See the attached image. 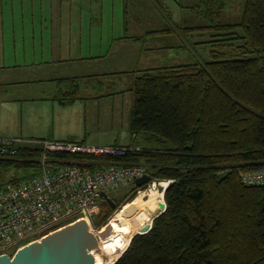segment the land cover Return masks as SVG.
Here are the masks:
<instances>
[{"label":"trees","instance_id":"trees-1","mask_svg":"<svg viewBox=\"0 0 264 264\" xmlns=\"http://www.w3.org/2000/svg\"><path fill=\"white\" fill-rule=\"evenodd\" d=\"M205 3L211 24L199 29L215 30L220 38L207 43L216 46L202 49L193 63L137 72L128 147L141 152L96 158L143 163L151 182H168L164 211L149 231L127 240L113 264H264V184L246 186L240 178L264 170V0H245L237 24L217 22L223 0ZM71 84L61 104L79 99ZM142 135L150 150L134 143ZM19 160L0 161V172L35 168L36 162ZM112 201L114 209L101 203L92 227L105 224L123 199Z\"/></svg>","mask_w":264,"mask_h":264},{"label":"rangeland","instance_id":"rangeland-1","mask_svg":"<svg viewBox=\"0 0 264 264\" xmlns=\"http://www.w3.org/2000/svg\"><path fill=\"white\" fill-rule=\"evenodd\" d=\"M204 1L206 2V0H76L74 6L65 2V13L70 12L68 24L71 26L72 23L71 30L76 33L74 38L77 37L78 42L82 44V50H74L71 52L72 55L87 57L89 55L98 56L99 53H109L105 61L95 65L96 73H106L98 78L106 89L104 92L98 90L94 93L90 92V99L87 100V106L90 109L87 115V123H81L80 128L77 129L78 131L82 130V134L79 135L80 141L92 146L127 143L130 138L129 120L132 108V93L129 88L133 75H136L132 72L193 63L198 59L196 55H199V49H203L208 53L212 44L216 46V43H207L220 38L215 36L216 31L213 29H199L211 24L203 17V10L208 6ZM244 1L223 0L225 8L221 13L220 20L217 22L225 24L239 23ZM9 5L8 3H1L0 10L8 12ZM12 5L14 10L18 9L16 3ZM213 10L217 11L216 8ZM5 15L7 16V13ZM5 21L7 24V17H5ZM183 28H198L199 31L185 34ZM154 30H160V39L163 41L159 46L162 49L156 52H147L144 60L140 59L133 62L132 60L139 52L138 48L142 45L152 48L151 34L158 33ZM125 34L143 37V42L139 45L129 43L127 54H125L126 52H120L115 57V53L111 54L112 51L109 52L110 44L124 38ZM194 42H206V44L192 46ZM155 43L158 45L157 42ZM89 44L92 46L91 51L88 49ZM114 46L115 44H113ZM201 52L204 54V51ZM5 53L9 52L6 51ZM124 54L125 56H123ZM93 71H95V68ZM107 88L110 89L109 92H107ZM89 91L85 90V95ZM99 107L104 111L97 114L95 108ZM144 138L145 135H142L134 143L143 149L150 150V148H147L149 142ZM142 165L145 167V164L142 163ZM34 166L35 168L31 169L12 168L6 172L1 171L0 183L31 176L37 170L36 165ZM152 182H155V184L152 183L147 189L143 187L139 191H132L131 185H127L109 193L112 200L123 199V201L101 227H92L93 221L97 218L99 212L89 219L91 228L95 233L104 230L106 224L111 226L110 236L102 240L97 253L87 254L90 264L113 263L119 249L120 252L117 257L126 248L127 239L131 236L133 229L144 225L151 215V218H153L155 215L153 213L158 210L159 204L162 211L163 205H165L162 193L163 186L158 185V182H167ZM160 194L162 195L161 199ZM155 196L157 200L150 205Z\"/></svg>","mask_w":264,"mask_h":264},{"label":"crops","instance_id":"crops-1","mask_svg":"<svg viewBox=\"0 0 264 264\" xmlns=\"http://www.w3.org/2000/svg\"><path fill=\"white\" fill-rule=\"evenodd\" d=\"M65 2L74 6L76 0H0V4L11 5V10L9 5L8 12L0 10L1 137L84 142L80 141L79 137L82 130L77 129L80 128L81 123H87V115L90 111L87 100L90 99V92L94 93L96 90L104 92L106 89L98 79L106 73H96L95 65L105 61L109 53L87 57L72 55L71 52L74 50H82V44L78 42L77 37L74 38L76 33L71 30L72 23L71 26L68 24L70 12L65 13ZM14 3L18 6L17 10L13 8ZM5 17H7V24ZM154 31L158 33L151 34L154 44L152 48L142 45L138 48L139 52L132 60L133 62L144 60L147 52L162 49L159 46L163 41L160 39V30ZM142 39L143 37L137 35L125 34L124 38L110 44L109 52L115 53V57L120 52L127 54L129 43L139 45L143 42ZM113 44H115L114 47ZM88 49L92 50L90 44ZM6 51L9 53H5ZM201 51L203 50L199 49V55L196 57H201ZM94 68L95 71L92 72ZM132 73L138 74L136 71ZM136 75H133V78ZM61 81L66 82L61 83ZM71 82H75L78 86L79 99L69 104H61L58 98L71 90L73 84ZM85 90H90L87 95L84 93ZM109 91L110 89L107 88V92ZM95 109L97 114L104 111L100 107ZM130 144L131 136L125 144L114 143L105 146ZM161 196L160 194V199ZM156 200L155 196L150 205ZM158 211L161 212L160 204L158 210L153 213L155 214L153 218L159 214ZM151 216L144 225L133 229L131 236L141 232L143 227H148L153 219ZM131 236L127 240H130ZM84 264H90L87 257Z\"/></svg>","mask_w":264,"mask_h":264},{"label":"built area","instance_id":"built-area-1","mask_svg":"<svg viewBox=\"0 0 264 264\" xmlns=\"http://www.w3.org/2000/svg\"><path fill=\"white\" fill-rule=\"evenodd\" d=\"M22 151L33 155L32 158L21 157ZM139 152L137 146H92L0 136V160L25 159L36 162L37 167L28 178L0 187V255L12 257L22 246L78 220L89 223L104 202L99 192L109 196L127 185L136 188L135 180L148 175L140 164L96 158ZM240 178L246 186H260L264 184V170L244 171ZM152 183L155 184L150 182L144 187L147 189ZM167 184L158 182L163 189ZM101 244L102 241L99 248Z\"/></svg>","mask_w":264,"mask_h":264},{"label":"water","instance_id":"water-1","mask_svg":"<svg viewBox=\"0 0 264 264\" xmlns=\"http://www.w3.org/2000/svg\"><path fill=\"white\" fill-rule=\"evenodd\" d=\"M150 182L151 177L149 175H143L136 179L134 184L136 188H142ZM166 187L163 189V192ZM99 197L105 203L109 204L112 209L115 208L111 197L107 194L99 192ZM164 209L165 205H163V209L159 214ZM152 220L148 227H145L144 230L134 235L149 231ZM110 234L111 226L109 224L105 225L104 230L95 233L89 223L81 219L59 230L46 234L39 240L22 246L16 250L12 257L7 254H1L0 264H84L87 254L97 252L100 242L107 239Z\"/></svg>","mask_w":264,"mask_h":264},{"label":"bare ground","instance_id":"bare-ground-1","mask_svg":"<svg viewBox=\"0 0 264 264\" xmlns=\"http://www.w3.org/2000/svg\"><path fill=\"white\" fill-rule=\"evenodd\" d=\"M162 186H163V185H162ZM125 249H126V248H125ZM92 253H97V252H92ZM118 258H119V257H117L116 259H118ZM116 259H115V260H116ZM115 260H114V261H115ZM113 263H114V262H113ZM113 263H111V264H113Z\"/></svg>","mask_w":264,"mask_h":264}]
</instances>
